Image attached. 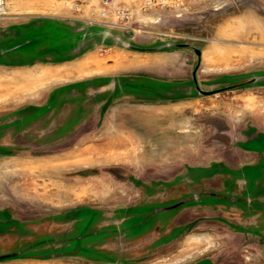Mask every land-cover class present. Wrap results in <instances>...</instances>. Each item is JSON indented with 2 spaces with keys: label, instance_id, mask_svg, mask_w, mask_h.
<instances>
[{
  "label": "rangeland",
  "instance_id": "1",
  "mask_svg": "<svg viewBox=\"0 0 264 264\" xmlns=\"http://www.w3.org/2000/svg\"><path fill=\"white\" fill-rule=\"evenodd\" d=\"M26 1L33 5L23 8ZM26 24L33 28L23 31ZM11 26L22 31L10 35ZM116 38L162 50L136 53ZM84 51L89 65L115 63L106 71L118 87L98 95L128 111L183 119L162 136L130 139L114 150L115 162L112 149L89 150L96 137H45L42 107L21 106L42 103L51 83L31 92L22 84L77 66L43 60ZM134 59L155 78L118 76L136 74L127 65ZM0 61L31 64L14 71L15 84H0L12 92L0 99V122L18 118L0 123V208L14 217L0 221V256L49 257L0 264H264V0H0ZM197 64L202 90L224 89L199 93ZM95 124L83 123V134ZM73 149L83 154L70 162Z\"/></svg>",
  "mask_w": 264,
  "mask_h": 264
},
{
  "label": "crops",
  "instance_id": "2",
  "mask_svg": "<svg viewBox=\"0 0 264 264\" xmlns=\"http://www.w3.org/2000/svg\"><path fill=\"white\" fill-rule=\"evenodd\" d=\"M22 5H24L23 8L27 9L29 6L33 5V2L26 1ZM66 19H69V18H66ZM21 27H22V30L23 28H25V31L26 30L29 31L31 30L29 29L30 27L33 28V24H26L25 26L22 25ZM12 28L9 31L10 35L17 34L18 32L22 31L21 29H19L20 27L18 28V26H15V27L13 26ZM174 48H186V47H174ZM131 50H134L136 53L142 52V50H136V49H131ZM158 50H162V49L143 51V52H156ZM85 52L87 51L77 53L70 57H65L61 59L60 61H46V60L44 61L43 60V63L45 64H54V65L75 60V63H77V66L74 69H71L68 71L67 70H63V71L49 70L47 71V74L44 77L43 82H40V83L38 82L37 84H35L33 83V81L31 82L30 80H27L24 84H22L23 85L22 88H25L31 92L34 89V87H37L38 85H41V84L43 85L45 82L51 83L48 85L49 86L48 88L43 90V92L45 93H44V100L42 103L40 104L39 103H28L24 106H21V107H30V106L42 107L43 113L41 115L40 120H41V123L43 124L42 132L45 135V137L49 139H55V138H58V139L84 138L85 139V138H95L96 137L102 141L91 143L89 150L91 151L97 150V152H93V154H98L102 152L104 154H108L109 150L112 149L113 154L112 156L109 157V160L112 162H115L119 158L115 156L114 150L116 148L122 147L123 145L125 146L126 144L129 145L130 139L134 140V139H145V138H152V137L154 138V136L156 137L158 136V134L162 133L163 129L164 130L169 129L167 128V123H169L170 121L175 122V123L179 122L178 120H180L179 117L181 116L178 117L176 115L173 116V115H168V114H160V115L154 114V116L153 115L147 116L145 115V113L139 114L133 110L128 111L123 108H120V106L116 107V105H114L115 102H114L113 97L108 99L106 97H103L102 95H98L99 93H103V92L106 94L113 95V91L115 90V88L118 87L117 82L115 81L116 80L115 77L113 75H110L109 71H106V69H111V67H113L115 63H112L110 61L111 63L109 62L108 65H100L99 60L93 59L91 60L92 64L89 65L88 62H85L83 59L80 58V56H82V54H84ZM28 65H31V64H16L11 61H0V75L5 72H8L6 74H10V76L7 75V77L5 78L0 77V84L9 85V86L15 84L21 78L19 79L20 76L16 75L14 71L17 69L23 68L25 66H28ZM127 65L130 67V69H136V70H133L135 71L136 74H131V73L129 74L128 72V73H124L118 76L121 77L124 75H128V76L134 75L133 77L135 76L146 77L147 76V77L155 78V77L149 76V74L147 75V72H145L143 68H139L138 66L139 62L137 61V59L130 60ZM152 67H153L152 69L157 70V71L172 70V68H170L169 65H163V64L162 65L155 64ZM94 71H97V72H94ZM70 75H76V76L80 75V76L76 78H71ZM56 78H60V80H57ZM22 80L23 82L25 81L24 78ZM42 87H45V86L43 85ZM1 92L2 91H0V99H2L1 97L4 95H11L12 93V92L7 91L3 94ZM179 100L187 102L186 101L187 97L180 98ZM86 102H88V104H86ZM99 107H101L102 108L101 110L105 112L100 117L97 116ZM56 108H58V114L54 113ZM17 119L18 118L13 115L12 116L8 115L7 117L5 116V119L1 121L0 123H3V122L14 123V122H17ZM21 119H26V122H30V123H33L36 121L35 118L31 119V117H29L28 115L21 116ZM181 119L183 118L181 117ZM92 121H94L95 123H100V124L99 125L95 124V126L93 125V127L90 128L89 134H83V131H82L83 123L92 122ZM151 121L157 124V128L156 130L152 132H149V131L146 132L143 129V126L146 123L151 122ZM189 133L188 132L185 133L183 138L191 137ZM179 136L180 135H177L178 138ZM81 149H77V150L73 149L67 152L70 162L74 161L73 158H77L83 154ZM103 150H105V152ZM10 199L11 201H13V199L15 198H10ZM23 199L25 203H31L30 198H23ZM32 199H39V200L52 201V202L53 201L61 202V201H66V200L73 201L75 198H42V199L32 198ZM71 209H76V208L74 206V207H70V210ZM0 211H4V208L1 207ZM45 217L46 218H56V216L54 215H48V217L47 216ZM9 256L10 257L6 256L4 258L0 256V262L11 261V260L13 261L15 260L24 261L25 260L27 261V263L30 261H48V260H35V259L26 258V257H15V255L14 256L9 255ZM8 258L11 260H8Z\"/></svg>",
  "mask_w": 264,
  "mask_h": 264
},
{
  "label": "water",
  "instance_id": "3",
  "mask_svg": "<svg viewBox=\"0 0 264 264\" xmlns=\"http://www.w3.org/2000/svg\"><path fill=\"white\" fill-rule=\"evenodd\" d=\"M121 45L127 47V48H130V49H136V50H142V51H151V50H157V49H160V47H153V48H143V47H138V46H134V45H131L130 43H128L127 41H124L120 38H116ZM173 46L175 47H192L194 52L199 56L200 55V50L187 44V43H174L172 44ZM167 46H170V44H165L163 45V47H167ZM198 67V64L194 67L193 71H192V79H193V82H194V87L195 89L203 94V95H207V94H210V93H213V92H217L219 90H222L224 88H220V89H215V90H211V91H207V90H202L198 84H197V80H196V69ZM228 87H232V86H228ZM226 88V87H225Z\"/></svg>",
  "mask_w": 264,
  "mask_h": 264
},
{
  "label": "flooded vegetation",
  "instance_id": "4",
  "mask_svg": "<svg viewBox=\"0 0 264 264\" xmlns=\"http://www.w3.org/2000/svg\"><path fill=\"white\" fill-rule=\"evenodd\" d=\"M1 213H3L2 215H3V217H0V221H1V219L2 218H4V219H13L14 217H13V215L11 214V213H6V211H2ZM26 258H30V259H35V260H49V257H29V256H26Z\"/></svg>",
  "mask_w": 264,
  "mask_h": 264
},
{
  "label": "built area",
  "instance_id": "5",
  "mask_svg": "<svg viewBox=\"0 0 264 264\" xmlns=\"http://www.w3.org/2000/svg\"><path fill=\"white\" fill-rule=\"evenodd\" d=\"M102 15H103V12L101 13ZM94 22L96 23H100V24H104V25H110V24H112V22H107V21H100V20H98V19H96V20H94ZM108 23V24H107ZM113 24H116V22L114 23L113 22Z\"/></svg>",
  "mask_w": 264,
  "mask_h": 264
},
{
  "label": "bare ground",
  "instance_id": "6",
  "mask_svg": "<svg viewBox=\"0 0 264 264\" xmlns=\"http://www.w3.org/2000/svg\"><path fill=\"white\" fill-rule=\"evenodd\" d=\"M131 149V148H130ZM126 153H128V152H126Z\"/></svg>",
  "mask_w": 264,
  "mask_h": 264
}]
</instances>
